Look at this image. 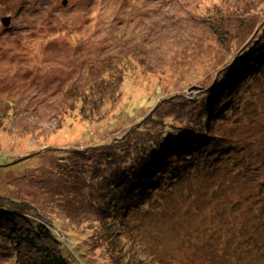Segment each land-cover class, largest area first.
<instances>
[{
	"label": "rangeland",
	"instance_id": "1",
	"mask_svg": "<svg viewBox=\"0 0 264 264\" xmlns=\"http://www.w3.org/2000/svg\"><path fill=\"white\" fill-rule=\"evenodd\" d=\"M262 13L264 0H0V204L35 199L72 264H264V168L238 181L264 150V74L221 89L236 149L216 172L183 154L219 100L204 93L240 55L264 64ZM153 155L169 166L145 169ZM110 170L154 171L162 189L132 201ZM225 181L242 188L221 194ZM7 246L0 233V264H15Z\"/></svg>",
	"mask_w": 264,
	"mask_h": 264
},
{
	"label": "trees",
	"instance_id": "2",
	"mask_svg": "<svg viewBox=\"0 0 264 264\" xmlns=\"http://www.w3.org/2000/svg\"><path fill=\"white\" fill-rule=\"evenodd\" d=\"M147 11H149L148 8ZM250 17L253 18L254 14L250 15ZM1 27L3 28L2 31H5L2 21ZM262 31H264V27L262 28ZM255 42L256 41H254V43ZM263 46L261 48L264 49ZM256 57L257 56H255V58ZM245 60L246 56L240 55L238 61L228 70V79L227 77L225 79L226 83L224 85L218 86L219 88H216L215 86L208 92L204 93L203 97H206L207 95L213 96L215 95V92L217 90H220L216 94L219 97L218 101L213 100L210 102H206L205 112L203 111V113L205 114L204 120H206V126L200 128L198 132L194 130L187 131L186 136L188 138H185V144H187V146L192 144L194 146V150L189 153H183L185 161H188L185 164V170H193L198 165L199 161H201L208 162L211 165L210 170H212V172H216L217 168L213 169V163L220 164L222 162H226L225 160H223L226 156V153L235 152L236 146L225 141V138L229 139L228 133L230 129L226 127V129L228 130L227 134L225 136L220 135V133H223L222 129L220 128V125L224 122H222V120L230 115L233 110L231 99L228 96L222 94L221 89H229V87H233L235 85L237 86L236 83L240 84L238 86V89H240L250 81L255 80L256 76L264 74V64H262L260 59L259 62H257L256 60H249L248 62H245ZM116 62H120V60H116ZM113 66L118 68L120 67L119 63L118 65L113 64ZM80 73L85 74V71H82ZM229 83L231 84V86L229 85ZM83 84L85 85L86 82L83 81ZM245 87L246 90H249V85ZM248 96L249 94H245L242 101L247 100ZM113 105L114 103L111 106ZM258 130L259 132L256 133L257 136L254 137H260L261 141L264 142V128L259 127ZM254 137H251L248 141H253L254 143ZM239 147L240 145H238V148ZM185 151H187V149ZM255 153V160L260 161L262 165H260V162H258L259 165H256V163H250L249 165L247 164L244 167L245 173L240 172L241 176L238 178L239 182H245L247 180L252 181V177L256 175V173H254L253 171L254 168L257 166L264 168V150H260ZM179 156L181 155H178L176 157ZM170 158L171 157L163 158L162 156L153 155L151 159L149 156L143 163L145 165V169H156L157 167L154 162L162 163L161 167H164V165L169 166V162L166 161ZM154 174H156V172L153 171L148 177L143 178L140 182L138 178L134 177L129 172L127 175L122 176L123 174L119 175L117 172L110 170L107 175L102 178H109L111 182V188L115 192H125L127 189L128 192H130L133 196L132 199L142 201V199L144 198H151L152 189H155V191L162 189V185H148V183L155 184L154 179H156L158 176H154ZM221 174H224V172ZM244 174H246L248 178L244 179ZM130 180H132V183H130ZM142 182L144 183L142 184ZM241 188L242 187L237 185L236 181L232 183L225 181V184L222 183L217 187L218 191H220L221 194L225 193V191L223 190L225 189L230 195L235 193L238 194V190H240ZM147 189L150 190L147 191ZM18 192L20 193L21 191L18 190ZM19 193L15 194L19 195ZM205 193H208V191H205ZM28 194L29 197L32 198L29 192ZM20 198H22V196H20ZM22 201L23 202L11 203L9 207L0 204V233L3 234L6 238V241L8 243L7 250H9L10 253H13L12 255L15 257V264H72V261L64 255L62 245L64 246L65 243L60 239L59 234L50 229V226L45 221L40 219V215L34 209L35 207L33 203L36 200L32 199L31 204V201L27 199V195L23 194ZM233 205L238 208V202ZM255 208L257 209L256 215L258 216V212L261 207L257 204ZM102 211L104 212L105 210ZM27 212L32 213L38 218H33L30 215H26Z\"/></svg>",
	"mask_w": 264,
	"mask_h": 264
},
{
	"label": "water",
	"instance_id": "3",
	"mask_svg": "<svg viewBox=\"0 0 264 264\" xmlns=\"http://www.w3.org/2000/svg\"><path fill=\"white\" fill-rule=\"evenodd\" d=\"M66 4V1H63V5ZM2 24L5 26V27H8L9 26V23H10V17H4L2 18Z\"/></svg>",
	"mask_w": 264,
	"mask_h": 264
},
{
	"label": "bare ground",
	"instance_id": "4",
	"mask_svg": "<svg viewBox=\"0 0 264 264\" xmlns=\"http://www.w3.org/2000/svg\"><path fill=\"white\" fill-rule=\"evenodd\" d=\"M3 27H5V26L3 25ZM5 28H6V27H5ZM187 138H188V137H187ZM188 141H189V140H188ZM188 141H187V142H188ZM128 163H129V162H128ZM130 164H131V162H130ZM104 175H105V173H103V177H104ZM148 185H149V186H154L155 184H153V183H148ZM132 201H133V199H132Z\"/></svg>",
	"mask_w": 264,
	"mask_h": 264
}]
</instances>
